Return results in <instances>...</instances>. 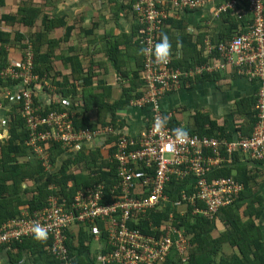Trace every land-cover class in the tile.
<instances>
[{"label":"built area","instance_id":"1","mask_svg":"<svg viewBox=\"0 0 264 264\" xmlns=\"http://www.w3.org/2000/svg\"><path fill=\"white\" fill-rule=\"evenodd\" d=\"M214 0H139L133 6L138 23L137 41L141 49H149L144 56V68L151 72L150 92L139 100L138 105L150 104L152 116L146 127L134 138L119 135L114 142L115 152L107 157V162L115 168L116 178L98 181L88 188L76 191L72 202L59 196H49L47 206L38 213L24 212L21 217L9 219L0 224V245L20 242L32 237L33 224L46 228L49 243L45 247L59 264H72L66 246L65 230L72 226H82L94 239L103 241L98 246L95 258L97 264H161L172 248L182 251L186 241L181 232L173 226L161 236L146 235L138 227L152 209L165 206L168 202L176 209L187 205L193 213H200L213 220L221 209L232 206L243 190V185L232 177L210 179L214 167L227 163L225 155L240 152L254 160H264V89L257 92V121L247 138L234 140L189 134L178 142L173 129L167 122L171 114H163L159 99L164 92L174 90L181 79L210 74L224 64H229L248 78L264 79V15L262 0H228L218 5L217 13L230 12L238 17L252 18L249 30L234 37L228 44L208 45V52H216L223 64L216 67L197 65L192 69L171 68L170 58L159 62L151 54L158 34L167 16L165 9L169 5L172 13L182 10H194L204 3ZM244 14V15H242ZM19 61L13 62L3 70L13 80H21L18 85L22 91V116L26 123L28 137L26 144L43 160L48 168V159L44 148L52 142L62 147H71L73 143L88 142L91 138L112 133V129L96 131L75 130L69 112L51 110L42 115L40 106L33 101L34 83L24 79L34 78L33 58L25 52ZM24 74H22V73ZM24 79V80H23ZM31 85V86H30ZM23 86L27 87L22 89ZM16 89L17 86H15ZM9 95V94H8ZM164 121L159 130L154 131V120ZM184 128V127H183ZM191 175L192 179L184 184L180 197L171 202L165 189L172 177L182 180ZM172 217V216H170ZM152 231L156 227L151 226ZM163 231V227L161 228ZM177 234L173 242L171 236Z\"/></svg>","mask_w":264,"mask_h":264},{"label":"trees","instance_id":"2","mask_svg":"<svg viewBox=\"0 0 264 264\" xmlns=\"http://www.w3.org/2000/svg\"><path fill=\"white\" fill-rule=\"evenodd\" d=\"M39 1L45 0H20L14 13L0 15V23L13 28L12 32L10 30H0V88L7 89L6 91L9 94L8 97H4L5 99L0 97L2 107L9 105L6 115L0 113V115H4L3 121L8 125L7 138L5 140L0 139V224L9 219L19 218L24 212H40L47 206L49 196L64 198L67 200V206H69L76 191L80 188H88L95 181L110 182L116 178L115 168L112 164L106 162V160H97L99 154L97 149L90 152L88 156H80L74 159L72 156H67L71 152L69 147L64 148L59 142L49 143L44 148V155L48 159V169H46L43 166V160L26 144L28 131L21 113L24 105L21 96L22 91L18 87L21 80L11 79L9 75L3 73V70L10 65L9 46L19 43L18 48L22 51L21 53L28 52L33 58V73H36L38 77L46 74V61H44V56L39 54V45H43L45 42L46 28L52 25L53 20L48 18L42 12V8L34 3H39ZM4 2L5 0H0V6H3ZM224 14L227 16L225 22L227 29L219 34L216 41L217 43L228 44L234 37L240 36L247 29H245V24L241 20L238 21L229 12ZM53 23L57 26L63 25L60 20ZM170 25L174 28L176 26V28H180L175 21H171ZM21 28L25 32H22ZM232 35L236 36L231 38ZM178 37L180 36L178 35ZM160 39L161 35L158 34V42ZM138 45L141 47L139 43ZM27 48H29V51H27ZM170 52L172 50H169L168 53ZM173 58L170 63L171 68L176 66L188 70L200 65L202 62L198 52H195L194 57L190 60L177 59L176 55ZM73 62L76 63V66L71 74L74 80H79V77L83 80L81 87L83 89L77 93L76 84L69 83L67 89L63 90L64 85L59 83L56 84L58 86L57 92L62 96L68 95L72 98L80 95L83 103H91V106H85L83 113H76L74 119H72L74 129L94 131L98 126L100 128H113L115 126L114 114L117 109L115 104H113V108L105 103L104 95L86 93L87 79L82 78V74H78V63L72 60ZM225 75V73L219 74V72L212 73V75L202 74L195 76L194 81H221L225 78ZM10 85L13 86L10 88ZM142 87L143 90L147 89L144 83ZM26 88V86H23L22 89ZM142 91L132 95L130 90V92L124 94L125 98L118 103H121V105L126 104L132 96H134V99H138L142 97ZM8 98L12 100L10 103ZM33 101L35 105H39L35 96H33ZM256 104L257 96L251 103L244 101L242 104L236 105L237 113L248 117L252 128L258 120ZM48 106H40L39 113L44 115L51 110L65 111L60 104L52 103ZM91 107H96L97 120L95 123H92L87 115L92 110ZM192 119V125L184 128L189 134L218 139L225 138L223 129L220 126L217 127L215 122L206 116L195 114ZM178 124L173 116L167 122L169 127ZM3 128V123L0 122V134ZM226 139L231 140L229 137ZM82 150L79 152H82ZM237 155L238 153H234L236 159ZM77 161L85 162L84 173H82V170H76L78 169ZM257 165L262 164L259 162ZM106 166L109 172L102 170ZM232 170L236 173H232ZM218 177H233L244 185V190L238 195L234 204L219 211L218 220L223 224L221 232L216 230L213 220L202 217L200 213H193L191 206L187 205L188 211L182 215L179 212L181 208L176 209L169 202L161 208L152 209L138 222V227L142 229L143 233L155 237H159L163 232H166L168 226H173L181 232L182 238L186 241L187 246L184 250L177 251L172 248L161 264H264V240L262 230L258 225L264 211V198L256 192L260 184L258 173L247 171L244 166L235 165L232 168L213 169L209 178ZM191 179V175L185 176L182 180H177L175 177L170 179L165 193L169 196L171 202L180 197V190ZM256 184L257 188L254 187ZM151 226L156 227V231H152ZM162 227L163 231L161 230ZM212 227L213 229H211ZM65 233L67 234L68 254L73 257L72 264H87L88 259L84 257V254L87 253L90 238L92 239L88 230L82 226H72L67 228ZM171 238L173 242L176 241L178 239L177 234H173ZM48 243L47 239L37 241L30 237L21 240V242L14 241L10 245L3 244L1 246L13 247L15 245L16 248L9 249H16L17 251L27 249L36 255L35 259L37 260H34V264H59L57 258L45 249ZM224 243L231 247V251L225 253L222 250L221 245ZM28 245H30L28 248H23V246Z\"/></svg>","mask_w":264,"mask_h":264},{"label":"crops","instance_id":"3","mask_svg":"<svg viewBox=\"0 0 264 264\" xmlns=\"http://www.w3.org/2000/svg\"><path fill=\"white\" fill-rule=\"evenodd\" d=\"M138 1L49 0L51 7H47L46 15L53 22L60 20L63 25L57 26L52 22V25L46 28L45 42L43 45H39V54L44 56V61H46L47 74L45 76L48 77L49 74L52 79L49 82H39L34 85L33 96H35L36 102L39 103V106L47 107L52 103L60 104L66 112L70 113L72 119L76 113H83L85 106H91V103H83L80 95L72 98V96H62L57 92L58 86L56 84L59 83L64 85L63 90L67 89L69 83L76 84L77 93L83 89L81 88L83 80L80 77L79 80H74L71 74L76 66V63H72L73 60L78 63V74H82L81 77L87 79L86 93L104 95L105 103L113 108V104H115V108H117L114 114L115 126L109 127L112 129V133L93 137L88 142L73 143L69 147L71 152L67 155L68 157L72 156L76 159V157L88 156L90 152L97 149L99 150L97 160L102 159L107 162L109 154L115 152L114 142L119 135L138 137L147 123L150 122L152 106L148 103L138 105L139 100L146 96L154 86L150 82L151 72L144 68V56L137 41L139 26L133 6ZM226 1L228 0L208 1L200 8L182 10L175 14L172 13L169 5L165 6L167 16L163 20L159 35L168 37L171 48L169 50H172L168 53L170 63L173 61L174 55L177 59L190 60L194 57L195 52H198L203 65L214 68L223 64V59L218 56V53L208 52L206 48L208 45H217L216 40L219 34L227 29L225 23L227 16L224 13H217L218 5ZM103 3H105V7H101ZM262 3L264 15V0ZM4 5H6V0ZM230 14L245 24V29H247L245 32L249 30L252 18L244 14L242 17ZM171 21H175L180 28L171 26ZM234 36L236 35H232L231 38ZM8 51L11 53L9 54L11 57L15 49L8 48ZM175 68L179 67L175 66ZM179 69L186 70L185 68ZM216 72L225 73V78L221 81H194L195 77L181 79L177 88L164 92L160 96V110L165 114L170 113L179 123L178 125L184 128L192 125V118L195 114H202L215 122L217 127L220 126L223 129L224 139L228 137L231 140L238 137L247 138L251 135L253 128L248 117L237 113L236 105L242 104L244 101L251 103L256 98L257 92L261 88L264 89V79L248 78V75L239 73L229 64H224L221 69L211 71L210 75ZM143 83L147 88L146 90H143ZM130 90L132 95L143 90L142 97L134 99L132 96L128 103L123 105L118 103L125 98L124 94ZM91 109L87 115L89 120L95 123L97 120L96 107H91ZM6 112L7 110L4 111L3 107L0 108V113L6 115ZM4 115H0V122L3 123V129H6L7 134L8 125L3 121ZM99 129L108 128L98 126L94 131ZM81 149H83L82 152H79ZM236 153H238L237 159L234 154L225 155L229 162L222 163L213 169L232 168L235 165H241L247 171L258 173L260 184L256 192L264 198V160H254L240 152ZM259 162L262 165H257ZM77 164L78 169L76 170H82L84 173L85 162L77 161ZM102 170L109 172L107 166L103 167ZM232 173L236 172L232 170ZM96 182L98 181H95L94 184ZM254 187L257 188V184ZM187 211V208H181L179 212L184 215ZM219 211L214 215L213 221L216 230L221 232L223 224L218 220ZM200 215L204 217L202 214ZM258 225L262 230L264 240V211ZM102 243L103 241L99 239L90 238L87 253L84 254L89 262L87 264L97 263L95 253ZM29 246H23V248ZM9 248L16 247L15 245L13 247L0 245V264H34V260H37L35 259L36 255L27 249L17 251ZM221 248L224 252L231 251V247L227 243L222 244Z\"/></svg>","mask_w":264,"mask_h":264},{"label":"rangeland","instance_id":"4","mask_svg":"<svg viewBox=\"0 0 264 264\" xmlns=\"http://www.w3.org/2000/svg\"><path fill=\"white\" fill-rule=\"evenodd\" d=\"M19 0H6V5H3V6H0V13L1 14H4V13H14V11H16V7H17V3H18ZM37 6H40L42 8V12L44 14H46V10L47 7H51V5L49 4V0H45V1H39V3L37 2H34ZM34 4V5H35ZM100 4V3H99ZM108 6V5H106ZM101 7H105V3H103L101 5ZM0 29H5V30H10L12 32L13 28L12 26H8L4 23H0ZM15 29V28H14ZM22 32H25V30L23 28H21ZM12 47V48H11ZM19 47V43H15L14 46H9L10 49H15V51L12 53L13 56L10 57L9 54H11L9 51H8V56L9 58L11 59L10 60V64H12L13 62H16V61H19L22 56L26 55V54H23L21 53L22 51H20V48ZM27 51H29V48H27ZM24 52V51H23ZM13 57H16V58H13ZM22 73V72H21ZM24 74V73H22ZM47 74V72H46ZM33 75L35 76L34 78L32 79H29L27 78L26 76H24V79L27 80L28 82H32L34 84H37L39 82L41 83H45L46 81L49 82L51 79H52V76L48 74V77L43 75L42 77H38V75L36 73H33ZM23 79V80H24ZM13 85H10V88L12 87ZM7 89H1L0 88V97L5 99L4 97H8V92L6 91ZM9 99V98H8ZM12 100L9 99L8 102L10 103ZM1 104H0V108H1ZM4 111L5 110H8L9 109V105H7L6 107H3ZM7 117V116H6ZM7 138V134H6V129H3L2 130V133L0 134V139L1 140H5ZM226 253V252H225Z\"/></svg>","mask_w":264,"mask_h":264},{"label":"clouds","instance_id":"5","mask_svg":"<svg viewBox=\"0 0 264 264\" xmlns=\"http://www.w3.org/2000/svg\"><path fill=\"white\" fill-rule=\"evenodd\" d=\"M169 47L170 45L168 42V37L164 35L161 37V40L158 43H156L154 49L151 50V54L155 57L157 61L166 62L169 52ZM141 51L144 53H148L149 49L145 48L142 49ZM163 123L164 121L162 119L156 118L154 120V131L159 130L162 127ZM173 134L178 142L183 141L187 136V132L183 127H177L173 129ZM31 234L34 240L41 241L46 238L47 235L46 228L40 224H33L31 228Z\"/></svg>","mask_w":264,"mask_h":264}]
</instances>
